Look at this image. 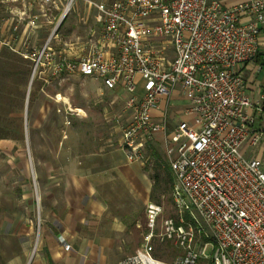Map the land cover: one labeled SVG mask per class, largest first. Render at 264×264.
<instances>
[{"label": "built area", "instance_id": "built-area-1", "mask_svg": "<svg viewBox=\"0 0 264 264\" xmlns=\"http://www.w3.org/2000/svg\"><path fill=\"white\" fill-rule=\"evenodd\" d=\"M87 2L100 23L88 52L56 60L45 45L35 66H49L55 79L75 74L123 92L129 121L121 140L130 163L141 162V145L165 132L164 114L152 112L173 92L187 101L182 114L189 118L163 137L174 217L163 219L155 236L181 254L171 263L153 255L163 210L149 202L141 249L117 264H264V125L254 127L248 113L264 110V96L254 104L237 69L257 55L264 0L230 7L221 0Z\"/></svg>", "mask_w": 264, "mask_h": 264}, {"label": "rangeland", "instance_id": "rangeland-1", "mask_svg": "<svg viewBox=\"0 0 264 264\" xmlns=\"http://www.w3.org/2000/svg\"><path fill=\"white\" fill-rule=\"evenodd\" d=\"M66 5L67 0L55 3L0 0V200L12 201L17 194L16 188L22 183L17 179L19 168L30 171L27 185L35 188L31 160L41 162L38 167L43 170L42 164L47 166L50 162V151L67 153L65 137L71 133V128L75 141L76 138L83 143L89 138L102 140L104 145L100 149L104 153L122 150L121 138L129 112L121 91H108L99 82L75 74L55 79L49 66H35L36 56L45 45L59 60L71 51L70 46L75 42L89 44L98 38L100 23L95 20L98 16L95 8L87 0H75L65 13ZM167 54L171 56L170 52ZM99 91L103 93L101 96ZM185 107L184 99L169 100L163 110L165 132L141 145V162L135 163L140 166L139 183L150 185V202L163 210L153 229L152 245L153 255L168 263L174 262L181 252L172 243L155 237L161 232V221L174 217L173 175L163 137L183 121ZM58 139L62 141L60 145L56 143ZM87 144L83 146L85 150L95 151L96 145ZM21 156L25 163L18 161ZM155 175L158 178H154ZM34 197L36 200V192ZM115 208V212L121 214L116 222L122 232L114 234L113 244L101 250L93 264H117L133 255L141 249L143 237L149 232L145 210L138 205L123 204ZM18 243L16 236L8 235L6 228L0 226V264H7L6 253L17 251ZM62 250L67 252L63 246ZM44 251L39 225L35 222L28 243V264H34L32 258L41 253L45 255Z\"/></svg>", "mask_w": 264, "mask_h": 264}, {"label": "crops", "instance_id": "crops-1", "mask_svg": "<svg viewBox=\"0 0 264 264\" xmlns=\"http://www.w3.org/2000/svg\"><path fill=\"white\" fill-rule=\"evenodd\" d=\"M243 1L221 0L226 7ZM85 43L75 42L70 46L71 52H88L90 46ZM237 69L251 101L257 103L264 96V28L260 32L256 57ZM102 94L98 92L99 96ZM170 99L183 98L176 91ZM167 104H162L161 111L152 114L161 115ZM248 113L254 117V127L264 125V110L257 113L249 109ZM182 116L183 121L189 120ZM72 130L65 137L67 153L50 151V162L47 166L42 164L43 170L38 167L41 162L31 160L35 188L27 185L30 171L19 168L17 179L22 183L16 188L17 194L12 201L0 200V226L19 242L17 251L6 253L7 264H28L29 238L37 221L45 255L41 253L32 258L34 264H93L99 252L113 244L114 234L122 232L116 222L121 214L115 212V207L135 204L145 210L150 202V185L139 183L142 179L137 173L139 165L127 162L121 149L104 153L100 149L104 145L102 140L89 138L83 143L76 138L75 141ZM56 143L60 145L62 141L58 139ZM86 143L96 145L95 151L85 150ZM255 156V151L248 154L249 158ZM260 157L264 169V155ZM18 161L25 163L24 156L18 157ZM123 214L126 216L128 212ZM60 240L69 244L67 252L62 250Z\"/></svg>", "mask_w": 264, "mask_h": 264}, {"label": "trees", "instance_id": "trees-1", "mask_svg": "<svg viewBox=\"0 0 264 264\" xmlns=\"http://www.w3.org/2000/svg\"><path fill=\"white\" fill-rule=\"evenodd\" d=\"M154 154H155V156L157 155L156 153H154ZM154 178H158V175H155ZM167 178H168L169 180L171 179L169 174H167Z\"/></svg>", "mask_w": 264, "mask_h": 264}]
</instances>
